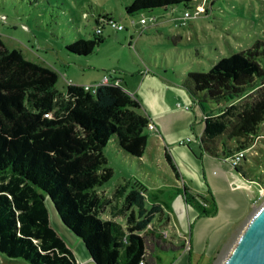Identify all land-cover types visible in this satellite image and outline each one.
<instances>
[{
    "label": "trees",
    "instance_id": "16d2710c",
    "mask_svg": "<svg viewBox=\"0 0 264 264\" xmlns=\"http://www.w3.org/2000/svg\"><path fill=\"white\" fill-rule=\"evenodd\" d=\"M191 1L131 0L125 12L187 9ZM111 18L109 12L97 14L93 37H79L67 43L66 50L81 56L95 52L105 42L104 28ZM181 77L182 87L206 118L200 157L226 161L239 151L246 153L264 122V40L257 38L247 48L219 58L207 71H188ZM58 78L55 69L26 58L0 39V251L31 264H76L51 220V206L95 264H149L145 236L153 232L151 223L168 217L160 203L147 202L153 184L142 156L150 117L121 78L89 89L68 83L64 91L55 88ZM239 100L243 103L234 119L216 133L212 117L228 113ZM108 146L139 172L120 171L110 198L98 193L116 172ZM165 159L178 181H171L170 188L177 189L198 216L216 215L212 190L193 189L168 152ZM234 167L250 178L240 164ZM105 210L110 218L104 217Z\"/></svg>",
    "mask_w": 264,
    "mask_h": 264
},
{
    "label": "rangeland",
    "instance_id": "374dc122",
    "mask_svg": "<svg viewBox=\"0 0 264 264\" xmlns=\"http://www.w3.org/2000/svg\"><path fill=\"white\" fill-rule=\"evenodd\" d=\"M130 1L0 0V39L10 49L19 48L26 58L55 69L59 73L55 88L59 91L66 89V75L93 80L92 77L99 72L125 78L142 67H148L162 76H173L176 81L182 80L180 75L187 71H207L219 58L247 48L257 38L264 40V0H192L190 7L203 4L207 13L189 18L184 24L175 19L184 12L182 6L172 10L158 7L130 15L125 12V6ZM104 12L111 13L125 28L117 30L107 24L104 28L105 42L88 56L68 52L65 48L67 43L79 37H93L95 17ZM142 16L147 18L146 24L141 23ZM175 35L180 37L174 40ZM176 100L183 101V98L173 97V102ZM242 103V100L236 101L228 113L212 117L210 121L216 133L228 126ZM205 119L204 116V123ZM192 145V152L199 157L198 140ZM148 146L152 158L145 151V163L152 171H168L167 163L157 161V149L151 147V139ZM106 151L109 163L116 172L98 193L110 198L121 180L120 171L130 167L123 163L121 154L113 147L108 146ZM245 156L240 165L252 175V179L245 180L257 185L262 196L258 194L250 208L234 222L213 255L191 252L190 256L187 254L184 257L185 261L177 255L173 257V263L168 264H222L245 222L264 201V122L258 126L257 136ZM129 172L139 175L135 168ZM190 178L196 181L194 176ZM186 181L193 186L190 179ZM172 190L173 195L180 194L177 189ZM103 215H108V210ZM121 219L118 218L119 221ZM154 237H158L156 232L146 237L148 248ZM174 243L178 245V241ZM184 244L185 248L189 245L186 241ZM8 259L10 257L0 251V264Z\"/></svg>",
    "mask_w": 264,
    "mask_h": 264
},
{
    "label": "crops",
    "instance_id": "0c3cea01",
    "mask_svg": "<svg viewBox=\"0 0 264 264\" xmlns=\"http://www.w3.org/2000/svg\"><path fill=\"white\" fill-rule=\"evenodd\" d=\"M66 77L67 84L86 85L98 83L106 75L98 72L92 77L93 80L79 79L71 75ZM116 78L122 79L121 82L130 93L138 95L145 112L155 124V129L148 130L145 149L148 155L152 158L151 148L148 146V141L151 139V147L157 149V161L168 164L165 159V153L168 152L183 179L185 181L187 178L190 179L195 190L203 191L210 188L218 204L216 215L198 217V212L185 202L181 194L173 195L174 191L169 183L177 180L170 165L168 164V171H152L142 156V160L150 170L151 184H153L147 192V202L160 203L168 215L166 221L161 217L151 223L150 229L153 232L149 231L145 236L155 232L158 235L152 238L150 247L146 249L149 264L173 263V257L177 255L185 261L184 257L187 254L190 256L191 252L213 255L234 222L250 208L251 203L260 193L258 186L246 181V178H243L235 167L224 159L206 154L196 157L192 152V149L194 150L192 142L196 143L198 140L197 153L199 155L201 153L199 138L204 133V114L184 90L180 79L176 81L173 76H162L148 67L133 70L129 77L124 78L121 75L110 77V79ZM181 96L183 101L173 102V97L178 99ZM192 176L196 178L195 182L190 178ZM50 213L54 226L72 251L76 264H95L83 242L63 225L51 206ZM104 217L111 216L108 213ZM115 219L118 220L117 217ZM190 225H192L191 230ZM186 240L190 241L189 249L185 248ZM177 241L178 245L174 243ZM3 264L31 263L23 258L10 257Z\"/></svg>",
    "mask_w": 264,
    "mask_h": 264
},
{
    "label": "water",
    "instance_id": "95a60500",
    "mask_svg": "<svg viewBox=\"0 0 264 264\" xmlns=\"http://www.w3.org/2000/svg\"><path fill=\"white\" fill-rule=\"evenodd\" d=\"M222 264H264V201L245 222Z\"/></svg>",
    "mask_w": 264,
    "mask_h": 264
},
{
    "label": "built area",
    "instance_id": "2783aa9c",
    "mask_svg": "<svg viewBox=\"0 0 264 264\" xmlns=\"http://www.w3.org/2000/svg\"><path fill=\"white\" fill-rule=\"evenodd\" d=\"M203 13H205V7L203 4H199L193 8L191 7V8L184 9V12L180 16L176 17L175 19L177 22L184 24L187 21V19L198 17ZM140 21L142 24H146L147 18L141 17ZM107 24L111 25L114 29H117V30H121V29L125 28L122 23H119L114 18L109 19ZM97 31H100V28H98ZM109 78H110L109 76H106L102 81H100L98 83L84 85V88L89 89L90 87H93V86H95L101 82H106ZM148 128L150 130L155 129V124L151 120L148 122ZM244 156H245V151H239L231 159H226V161L228 163H230L232 166H235V165L240 164L242 159H244ZM260 196H262V195H259V197ZM186 242H187V244L190 245L189 240H186ZM189 245L187 246L186 249L190 248ZM143 262H144V260H141L140 264H143Z\"/></svg>",
    "mask_w": 264,
    "mask_h": 264
}]
</instances>
